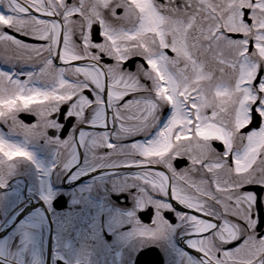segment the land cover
<instances>
[{"label": "snow or ice", "instance_id": "snow-or-ice-1", "mask_svg": "<svg viewBox=\"0 0 264 264\" xmlns=\"http://www.w3.org/2000/svg\"><path fill=\"white\" fill-rule=\"evenodd\" d=\"M178 229L183 264H264V0H0V264Z\"/></svg>", "mask_w": 264, "mask_h": 264}, {"label": "flooded vegetation", "instance_id": "flooded-vegetation-1", "mask_svg": "<svg viewBox=\"0 0 264 264\" xmlns=\"http://www.w3.org/2000/svg\"><path fill=\"white\" fill-rule=\"evenodd\" d=\"M21 116L26 120H34L36 118L29 113H21ZM62 134L66 135L67 133ZM133 191H135V189H133ZM117 199L119 200V197H117ZM126 203L128 207H133L132 200H129ZM173 203L177 202L173 201ZM179 207L182 210L184 209L183 205H180ZM149 209H152L151 205H149ZM147 210L148 209H145L140 212L141 218L146 221L151 219L150 216L145 215V211ZM165 215H168L173 220L174 224L176 223L174 212L167 210ZM183 232L184 229H178L174 237L167 244L162 243L158 245L154 241L133 240L130 244L122 247V255L119 259L114 258V264H183L182 260L177 259V256L185 249L191 253H195L196 251L185 242L187 236L183 235ZM0 235H3V232H0ZM143 243H147L148 246L141 247L140 245ZM52 247L51 241H46L45 251L48 253L51 264H56L55 258L52 256Z\"/></svg>", "mask_w": 264, "mask_h": 264}, {"label": "water", "instance_id": "water-1", "mask_svg": "<svg viewBox=\"0 0 264 264\" xmlns=\"http://www.w3.org/2000/svg\"><path fill=\"white\" fill-rule=\"evenodd\" d=\"M33 42H36V41H33Z\"/></svg>", "mask_w": 264, "mask_h": 264}]
</instances>
